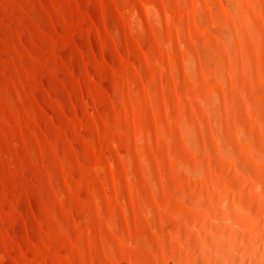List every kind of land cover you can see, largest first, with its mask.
I'll return each mask as SVG.
<instances>
[{
	"label": "bare ground",
	"instance_id": "bare-ground-1",
	"mask_svg": "<svg viewBox=\"0 0 264 264\" xmlns=\"http://www.w3.org/2000/svg\"><path fill=\"white\" fill-rule=\"evenodd\" d=\"M0 264H264V0H0Z\"/></svg>",
	"mask_w": 264,
	"mask_h": 264
}]
</instances>
